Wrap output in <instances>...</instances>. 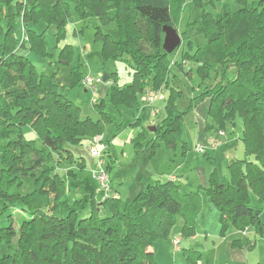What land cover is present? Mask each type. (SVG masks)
<instances>
[{
	"label": "trees",
	"instance_id": "16d2710c",
	"mask_svg": "<svg viewBox=\"0 0 264 264\" xmlns=\"http://www.w3.org/2000/svg\"><path fill=\"white\" fill-rule=\"evenodd\" d=\"M185 1L73 3L81 20L96 18L103 26L112 23L117 29V40L98 32L102 65L125 58L133 65V80L122 88L111 74L113 85L106 94L111 104L136 108L144 91L166 92L163 110L154 112L155 119L161 118L152 125L155 130L144 129L132 139L136 158L146 150L150 158L162 144L174 149L196 102L181 101L182 92L169 75L171 66L182 71L184 62L170 64L162 49V28L176 29ZM237 2L238 11L190 24L180 36L181 41L201 33L206 37L205 47L193 60L204 85L203 97L209 98L208 130L224 131V124L236 116L242 121L243 158L227 162L229 183L223 184L213 172L204 189L220 213V235L229 227L240 232L252 227L264 239L261 209L251 207L249 198L252 193L264 204V0ZM69 16L64 0H0V199L5 203L2 211L15 206L29 210L18 228H0V264H156L153 242L165 233L171 219L185 215L189 203L195 216L199 213L198 192L183 194L169 179L145 181L130 201L111 194L104 200L101 195L97 204L92 196L86 215L72 205L61 215L68 194L66 178L75 173L63 175L59 167L73 165L83 171L82 156L74 152L114 120L105 112L103 100L93 106L96 119L83 116L63 94L64 86L55 74H39L19 53L25 50L47 57L44 33L31 26L38 22L54 26L60 42ZM20 25L26 43H21ZM26 128L32 139L25 138ZM99 207L109 210V216L101 218ZM193 220V216L185 219V236L193 234ZM244 242L233 241L232 246ZM186 254L184 264H199L200 253Z\"/></svg>",
	"mask_w": 264,
	"mask_h": 264
},
{
	"label": "rangeland",
	"instance_id": "374dc122",
	"mask_svg": "<svg viewBox=\"0 0 264 264\" xmlns=\"http://www.w3.org/2000/svg\"><path fill=\"white\" fill-rule=\"evenodd\" d=\"M64 1L70 7V16L65 25L62 40L58 41L57 30L54 26H47L43 22H38L35 26H31L30 29L44 33L45 48L48 56L41 57L34 52L25 50H20L19 53L21 54L25 51L24 55L27 56L29 62L39 74L47 76L55 74L64 86L63 94L81 109L83 116L96 119L97 115L94 112L93 106L99 100L98 96L100 95L104 101L105 112H108L114 120L107 124L105 131L100 136L95 137L96 139H100V142L90 145L91 141L95 139L93 138L91 141L83 142L82 146L78 148V152H74V156L77 154L82 155L85 160L86 169L81 174V178L87 181L88 184L79 185L78 189L80 191L78 192L77 188L72 185L68 186L71 180L66 179L68 190L73 192L69 197V194H66L61 215L65 216L72 207L82 216L86 215L90 210V199L92 196L97 204L100 203V197L103 192L94 178V164L91 159L92 150H97L102 154L105 161L110 162L111 159L113 160V162H110V165H112L111 170H108V168L110 169L109 163L108 167L105 164L108 176V192L109 195H117L122 202L132 200L141 189L142 184L148 179L164 181L167 177L173 175V177L179 178L178 185L180 187H178L179 190H183L181 193L198 192L199 213L195 216L192 209L193 205L189 203L185 207V215H177L174 220L171 219L172 221H169L165 233L161 234L153 242V259L156 264H184L186 253L189 254L190 252L200 253L199 264L226 263L227 259H224L223 263L215 262L214 260V256L226 258V249L221 246L216 251L217 253H215L212 250L211 239H208V243H205L203 237L197 234L199 229L198 224L200 228L207 231L209 236L217 233L221 225L219 219L220 213L212 203L211 198L207 196L206 191L199 188V177L196 172L199 167H204L208 178L214 172L223 184L229 183L230 174L227 170V162L234 158H243L242 146H239L238 141H234L231 148H224L218 152L215 151L216 153L210 157L207 155L211 151H207V155L197 153L195 147L198 145L203 146L205 141L201 142L200 131L195 125L194 116L189 114L183 123L182 140L186 143L185 148L181 143H177L178 146L176 144V149H167L162 144L150 158L149 154L147 155L146 153L143 156L144 158H136L132 143L135 133H138L142 129H148L152 119L156 122L161 120V118L155 119V117H152L151 109L153 108V113L157 109L162 111L164 103L157 101L149 106L143 102L142 95L138 97L139 104L136 109L135 107H127L125 105L115 106L108 101L104 93L102 94L101 89L107 86L105 84V76H111L113 73L115 85L122 88L133 80V65L128 58H125L123 60L111 61L103 66L101 63V39L98 32L110 34L113 40H117L116 27L112 23L103 26L96 18L81 20L74 12V0ZM245 1L252 3L259 0ZM184 4V7L180 10L176 24V30L180 35L184 31H187L190 24L194 23L197 25L207 17L217 19L223 14L239 10L237 0H204L203 4H197L194 0H186ZM205 45V35L202 33L195 34L186 41L182 40L181 46L174 53L167 56L170 64L174 62L181 64L182 61L184 62L182 71L176 66H171L169 75L172 84L182 92L183 98L181 101L183 102L185 101L184 98L196 99V102L206 99V97H203L204 85L198 76L197 64L193 60L197 51L204 48ZM64 47L66 49L63 51ZM88 76L97 77L103 81L101 88L98 89V92L94 96L78 85V82L83 77ZM108 80L112 81L111 78ZM107 87L109 88V86ZM165 94L166 92L164 91ZM92 99L95 102L92 103ZM163 115L165 116L164 113ZM164 116L161 117L164 118ZM137 119L141 121V125L138 127L135 126ZM241 128L242 121L236 116L234 121L224 124L225 136L226 134H230L235 140L239 132H241ZM214 130L216 129L212 131ZM24 133L26 139L33 138V135L27 128L24 130ZM184 151L185 154H183ZM213 156L216 157L215 161L212 159ZM74 167L73 165H62L59 167L58 172L66 175L69 171L73 172L71 169H74ZM68 177L71 179L75 178L74 175H68ZM187 183L190 185H187ZM249 198L251 207L262 210L260 217L261 222L264 224V204H261L252 193L249 194ZM65 201L68 203H65ZM74 201H79V203L75 206ZM4 204V201L0 199V228H7L10 225L18 228L22 219H26L29 216V210L26 209L23 212L20 206H15L14 208L2 211L5 206ZM99 210L101 218L109 216V210L106 208L99 207ZM192 216L194 217L193 222L195 221V224H192L195 226L194 232L192 235L185 236L183 232L185 219ZM176 239H179L178 251L174 249L173 244ZM260 254L263 255L262 252ZM247 259L243 264L264 263V258L257 255L256 252L248 254ZM254 259L256 260L255 262H253Z\"/></svg>",
	"mask_w": 264,
	"mask_h": 264
},
{
	"label": "crops",
	"instance_id": "0c3cea01",
	"mask_svg": "<svg viewBox=\"0 0 264 264\" xmlns=\"http://www.w3.org/2000/svg\"><path fill=\"white\" fill-rule=\"evenodd\" d=\"M24 52L25 51H23L22 53L25 54ZM110 78H111V76H109V75L105 76L106 80H108ZM104 87L101 88V86H100L99 88L102 89V94L104 93V95L106 96L107 91H108L109 88L107 86H104ZM98 98H99V100H102V97L100 95L98 96ZM164 100H165V95H164V99L160 100L158 102H164ZM208 108H209V98H206L203 101L195 102L194 103V107H193V111L190 113L191 115L194 116L195 125L199 128L201 142H204L208 138H211V137L215 136L216 132H217L215 130L212 131L213 129L210 130V131L208 130L209 129L208 125L210 124V121H209V118H208ZM152 109H151L152 117H155V113H153ZM155 112H159V109H157ZM154 123H155V120L152 119L151 123H150V127H152V125ZM139 125H141V121H140V119H137L135 121V126L138 127ZM143 130L144 129L138 131V133H135V136H137ZM241 134H242V128H241V132H239V135L235 138V140L230 134H226V136L220 138L219 139L220 140V147L216 150V152H218L220 150H223L224 148H231V146L234 144V141H238L239 142V146H242V142L240 140L241 139ZM179 143H181L182 146H184V148L186 147V143H184L182 139H181V142H179ZM178 144H177V146H178ZM174 149H176V148H174ZM242 151H243V146H242ZM211 152H209L208 155L207 154L206 155L210 157V156H212V154L216 153L215 151H213V153H211ZM145 153L148 155L149 151L146 150ZM183 154H185V151L183 152ZM212 159L215 161L216 157L213 156ZM92 161H93V164H94V160L93 159H92ZM80 162L83 163L84 170L83 171H78L77 169H75L76 167L73 166L74 169H71V170L75 173V175H74L75 178L74 179H71L70 177L66 178V179H70L71 180L68 186L72 185L73 187H75L77 189L79 188V185L81 186V185L86 184V183L88 184L87 181H85L84 179L81 178V174H83V172L86 169L85 160H84L83 156H82V160ZM110 162H113V160L111 159ZM110 162H108V161L105 162L106 165H107L106 167H108V163L110 165ZM111 167H112V165H110V170H111ZM139 171H140V169H139ZM196 173H197V175L199 177V183H200L199 188L205 189L208 186V177H207V174H206V171H205L204 167H199L197 169ZM159 175H161V174H159ZM173 176H171V177H173ZM195 177H197V176L195 175ZM162 178H164V177H162ZM169 178H170V176L167 177L165 180H167ZM154 180L155 179H148L147 181H154ZM174 183L176 185L179 184V178L178 177L175 178ZM187 185H190V184L187 183ZM79 191L80 190L78 189V192ZM180 191H183V190L180 189ZM72 192L68 190V194H69L68 197L71 196ZM203 206H202V208H204ZM260 219H261V217H260ZM262 225L264 226L263 223H262ZM198 228L199 229L197 231V234L201 235L203 237V239L205 240V243H208V239H211V243L213 245L212 250L215 253H217L216 251L219 250V248L221 246L224 249H226V252H227L226 253L227 254L226 258H219L217 256L216 257L214 256L215 262L218 261L219 263H223L224 259H227L226 263H224V264H243V263H245L248 260L247 259L248 258V254L250 255L251 253H255V252L257 253V255H260L261 257L264 258V239L260 238L255 233V231H254V229L252 227H248L244 232L236 231V230H233V229L229 228L224 236L220 235V229L221 228L219 229V231L217 233L211 234V236H209L207 234V231H205L204 229L200 228L199 224H198ZM244 239H246L247 242L242 243V246H238V247H233L232 246V242L233 241H241V240H244ZM260 252H262L263 255H261ZM255 261L256 260L254 259L253 262H255ZM256 264H259V263H256ZM262 264H264V263H262Z\"/></svg>",
	"mask_w": 264,
	"mask_h": 264
},
{
	"label": "built area",
	"instance_id": "2783aa9c",
	"mask_svg": "<svg viewBox=\"0 0 264 264\" xmlns=\"http://www.w3.org/2000/svg\"><path fill=\"white\" fill-rule=\"evenodd\" d=\"M22 2H25V0H22ZM20 34H21V43H26L28 41L27 36L25 35V28L20 25ZM103 84V81L100 78L97 77H83L79 81V85L85 89L86 92L90 93L92 96L96 95L98 92L99 87ZM105 84L107 86L113 85V82L111 80H106ZM142 99L143 102L146 103L147 105L151 106L155 102L163 100L164 99V94L161 90L159 91H153V90H146L142 94ZM95 102L94 99H92V103ZM225 133L223 131H217L216 135L208 138L205 142L204 145H198L195 147V151L199 154H206L207 151H216L220 147V138L224 137ZM90 145H95L96 143L100 142V139H93L91 141ZM94 147V146H93ZM91 158L94 160V171L95 175L94 178L98 182V185L100 189L102 190V199H106L107 196H109L108 192V176L106 173L105 169V160L103 159L102 154H100L97 150H92L91 152ZM169 180L175 181L174 177H170ZM174 249L176 251L179 250L178 245H179V239L174 240Z\"/></svg>",
	"mask_w": 264,
	"mask_h": 264
},
{
	"label": "water",
	"instance_id": "95a60500",
	"mask_svg": "<svg viewBox=\"0 0 264 264\" xmlns=\"http://www.w3.org/2000/svg\"><path fill=\"white\" fill-rule=\"evenodd\" d=\"M162 33L164 35L162 49L167 55H170L181 46V36L175 28L170 26H164ZM147 130L153 132L155 128L149 127Z\"/></svg>",
	"mask_w": 264,
	"mask_h": 264
}]
</instances>
